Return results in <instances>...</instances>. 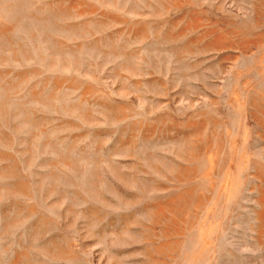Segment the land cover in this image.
I'll list each match as a JSON object with an SVG mask.
<instances>
[{"label": "rangeland", "instance_id": "1", "mask_svg": "<svg viewBox=\"0 0 264 264\" xmlns=\"http://www.w3.org/2000/svg\"><path fill=\"white\" fill-rule=\"evenodd\" d=\"M0 264H264V0H0Z\"/></svg>", "mask_w": 264, "mask_h": 264}]
</instances>
